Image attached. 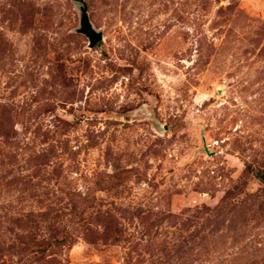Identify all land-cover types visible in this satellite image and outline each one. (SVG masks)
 Segmentation results:
<instances>
[{"label":"rangeland","instance_id":"1","mask_svg":"<svg viewBox=\"0 0 264 264\" xmlns=\"http://www.w3.org/2000/svg\"><path fill=\"white\" fill-rule=\"evenodd\" d=\"M0 0V264H264V0Z\"/></svg>","mask_w":264,"mask_h":264},{"label":"water","instance_id":"2","mask_svg":"<svg viewBox=\"0 0 264 264\" xmlns=\"http://www.w3.org/2000/svg\"><path fill=\"white\" fill-rule=\"evenodd\" d=\"M75 1L78 3L80 12L79 27L76 30L87 38V46L92 48L97 42L102 40V32L92 26L84 0Z\"/></svg>","mask_w":264,"mask_h":264},{"label":"trees","instance_id":"3","mask_svg":"<svg viewBox=\"0 0 264 264\" xmlns=\"http://www.w3.org/2000/svg\"><path fill=\"white\" fill-rule=\"evenodd\" d=\"M258 176L260 177V179H261V180H263V181H264V173H261V174L259 173V175H258Z\"/></svg>","mask_w":264,"mask_h":264}]
</instances>
